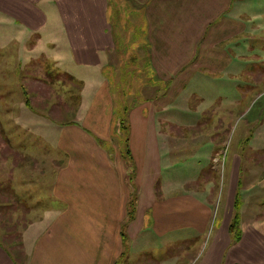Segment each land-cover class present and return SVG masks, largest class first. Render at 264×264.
Returning a JSON list of instances; mask_svg holds the SVG:
<instances>
[{"label":"crops","instance_id":"crops-1","mask_svg":"<svg viewBox=\"0 0 264 264\" xmlns=\"http://www.w3.org/2000/svg\"><path fill=\"white\" fill-rule=\"evenodd\" d=\"M245 4V0H0L1 116L9 118L12 107L21 112L19 122L28 116L38 123H57L72 109L49 86L55 76L48 69L43 68V78L21 80V70L37 59L36 65L45 59L65 80L77 81L82 91L75 120H66L58 130H40L34 139L19 133V147L0 144V198H9L0 206V229L14 248L0 242V264H186L187 243L202 237L204 242L187 264H264L263 229L241 222L236 243L230 233L240 158L235 156L228 197L220 220L217 216L214 222L216 198L186 191L195 179L187 183L185 166L164 164L163 150L170 137L159 130L157 114V108L164 112L170 98L179 99L199 74H223L242 58L231 46L240 47L251 35ZM123 5L141 16L148 85L139 81V89L160 90L154 99L140 96L142 100L127 109L131 179L120 151L112 153L107 147L115 130L116 95L101 70L117 48L111 11ZM93 64L99 68L83 70ZM16 91L24 97L13 98L11 92ZM52 149L60 160L51 158ZM202 173L203 168H197L196 179ZM209 189L212 194L213 187ZM133 198L136 210L127 223ZM15 214L21 227L18 234L9 230L16 227Z\"/></svg>","mask_w":264,"mask_h":264},{"label":"rangeland","instance_id":"rangeland-1","mask_svg":"<svg viewBox=\"0 0 264 264\" xmlns=\"http://www.w3.org/2000/svg\"><path fill=\"white\" fill-rule=\"evenodd\" d=\"M245 1L247 5L245 12L249 18L248 25L251 35L243 39L239 44L240 47L231 46L242 58L235 60L232 70L223 74H199L185 88L179 99L170 98L167 102L170 106L164 111L166 113L163 109L157 108V114L159 119L161 118L159 130L170 137L166 146L164 140V164L166 166L177 164V168L185 166L184 174L187 177V183L195 179L188 183L186 191L199 192L203 198L209 200L216 198L214 222L217 216L220 220L222 207L230 188V169L235 162V156H238L241 160L238 190L241 196L239 198L241 222L254 223L264 230V0ZM135 14L126 5H123L121 10L111 11V25L114 28L117 48L114 57L101 70L104 69L102 75H105L110 85L114 84L116 113H122L131 108L135 103H139L141 98L154 99L156 90L159 89L149 87V91H141L138 86H141L139 81L148 85L146 80L148 58L147 50L143 48V43L140 41L143 35L142 27L139 26L141 16L137 13L135 17ZM234 14L237 15L236 12ZM255 28L257 30L253 32ZM34 37L28 45L31 46L34 43ZM41 61L44 63L40 64L41 66L36 65L39 63L37 59L21 70V80L28 83L32 78H43V68L48 69L55 76L54 84L49 86L55 95L59 96V100L72 106V109L61 115V120L59 118L60 121L57 123H38L28 116L25 118L26 122L23 120L19 122L17 118L21 112L18 109L13 110L12 107L9 118H7L8 115L1 116L0 114V144L2 141L9 142L10 149L19 147L21 141L19 133H25L27 137L34 139L40 130L43 132L49 129L58 130L66 123V120L76 119L81 106L82 91L80 87L77 88L79 83L75 80L74 82L65 80L61 73H57L56 67L43 58L40 59ZM97 68L99 66L93 64L83 70ZM92 90L91 88L86 91V96L90 95ZM23 92L28 96L29 92L27 93L26 90ZM23 92L11 93L13 98L21 99L24 97ZM29 100H31L30 97ZM166 119L170 123L166 122ZM114 126L112 142L107 147L112 153L115 149L120 151L131 170L130 178L133 164L130 165L125 155L126 134H120L116 124ZM56 156L52 149L51 158L61 159L60 155ZM40 157L45 158L46 155ZM53 167H55L54 164ZM200 167L203 168V173L198 180L196 179L197 168ZM213 167L216 168L213 169ZM166 173L168 175L171 172L169 170L165 172V175ZM181 176L184 177L182 172ZM191 176L193 177L189 178ZM206 179L211 182L209 181L208 184ZM211 186L213 187L212 194L209 189ZM37 190L34 188V192ZM44 190L38 193L39 197H42ZM8 200L9 198H0V206H6ZM20 200L24 202V198ZM29 202L34 203V198ZM14 220L13 224L16 223V227L13 226L9 230L14 228L18 234L21 227L16 214ZM6 233L0 229V242L6 243L14 251L8 238L3 237ZM203 242L202 237L187 243L183 263H189Z\"/></svg>","mask_w":264,"mask_h":264},{"label":"trees","instance_id":"trees-1","mask_svg":"<svg viewBox=\"0 0 264 264\" xmlns=\"http://www.w3.org/2000/svg\"><path fill=\"white\" fill-rule=\"evenodd\" d=\"M127 114H128V110H124L122 113L117 112L116 113V120H118V122H116V127L117 129H119V133H125L126 134V138L124 140L125 142V154L127 155V161L130 163V165L132 166V155L131 152L129 150V138H128V132H129V124H128V120H127ZM99 144L101 145V141H99ZM132 176V174H131ZM132 177H130L131 179ZM240 185V182H239ZM239 187L237 188V191L235 193V200H234V208H233V215H232V220L230 223V233L233 239V242H238L241 238V229H240V224H241V218H240V214H239V210L241 208L240 205V201L239 198H241L240 194L238 193ZM135 210H136V206H135V198L131 199L130 205H129V212H128V218H127V223L132 221L134 218V214H135ZM123 238H125V234L124 231L122 233Z\"/></svg>","mask_w":264,"mask_h":264}]
</instances>
